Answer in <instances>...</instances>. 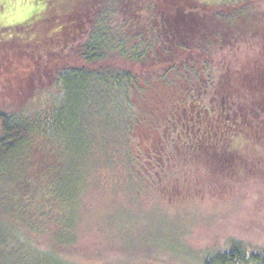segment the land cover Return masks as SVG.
Instances as JSON below:
<instances>
[{
  "label": "trees",
  "instance_id": "16d2710c",
  "mask_svg": "<svg viewBox=\"0 0 264 264\" xmlns=\"http://www.w3.org/2000/svg\"><path fill=\"white\" fill-rule=\"evenodd\" d=\"M132 3L0 0V79L12 84L14 91L9 85L6 90L13 92V102L18 98L13 110L0 109V264H70L50 248L66 242L76 224L85 161L95 145L88 133L94 116L102 121L113 114L117 130L143 141L154 138L156 145L144 148L157 159L148 160L154 167L170 157L164 154L169 147H158L161 140L183 151L222 148L225 156H218V169L233 153L227 149L236 143L231 130L241 122L229 118L236 110L212 111L199 91H207L202 77L214 79L209 64L201 75L190 65L216 46L264 45V18L246 11L249 0L229 5L210 0ZM120 12H127L125 22L135 16L160 17L163 26L146 33L127 23L119 31ZM165 53L170 54L167 59L173 55L172 62L160 58ZM116 55L123 64L112 60ZM148 61L147 70L163 72L161 80L175 90V97L167 91L170 99L144 97L135 75L145 71ZM119 67L122 71L116 72ZM63 89L68 103L60 114L55 102ZM9 217L20 225H9ZM53 221L55 231L43 248L23 230L39 234ZM220 257L221 264H264V249L233 239Z\"/></svg>",
  "mask_w": 264,
  "mask_h": 264
},
{
  "label": "rangeland",
  "instance_id": "374dc122",
  "mask_svg": "<svg viewBox=\"0 0 264 264\" xmlns=\"http://www.w3.org/2000/svg\"><path fill=\"white\" fill-rule=\"evenodd\" d=\"M210 1L229 5L240 0ZM259 2L249 0L246 11L264 18V5ZM125 13L119 15V31H125L127 23L146 29L148 21L143 16L125 22ZM236 47L216 46L207 57L190 65L201 75L203 66L209 64L214 79L209 75L201 78L207 90H199L202 99L212 111L233 107L236 112L229 121L241 122L231 130L236 143H229L227 149L233 153L226 165L216 168L218 156H225L222 148H214L212 153L197 147L183 151L172 141L161 140L158 147H169L165 150L170 157L154 167L151 161L157 163V159L144 149L152 142L156 145L154 138L143 141L126 130H117L113 114L102 121L94 116L88 133L95 137V145L87 151L76 224L66 242L52 243L50 249L70 264H221L220 254L226 253L233 239L264 249V78H260L264 48ZM231 48L238 51L230 54ZM166 54L160 58L172 62L173 55L167 59ZM112 60L123 64L117 55ZM149 65L146 62L145 71L135 75L136 84L145 90L144 97H175V90L161 80L163 72L148 71ZM0 80V109L11 111L18 98L13 102V92L6 90L8 85L12 89V84ZM64 92L55 102L60 114L68 103ZM7 221L20 225L11 217ZM54 225L53 221L39 234L23 230L31 243L43 248L53 236Z\"/></svg>",
  "mask_w": 264,
  "mask_h": 264
},
{
  "label": "flooded vegetation",
  "instance_id": "af4514ba",
  "mask_svg": "<svg viewBox=\"0 0 264 264\" xmlns=\"http://www.w3.org/2000/svg\"><path fill=\"white\" fill-rule=\"evenodd\" d=\"M145 18V20L146 21H148V23H147V25L145 24V26H146V29L145 28H143L145 31H149V29H151V27H156V28H159V27H161V26H163V23H162V21H161V18L160 17H156V18H150V17H148V16H146V17H144ZM157 22H156V21ZM153 21H155V25H153L151 22H153ZM131 25H133V23H131ZM156 48H173V47H166V46H157ZM255 48H264V45H262V46H255ZM261 69H263L264 68V62H262V64H261ZM260 78H264V69H263V71L261 72V74H260ZM164 154H168V151L167 150H164ZM149 157H151L152 158V155L151 154H149ZM168 160H169V158H168ZM150 162V161H149Z\"/></svg>",
  "mask_w": 264,
  "mask_h": 264
}]
</instances>
